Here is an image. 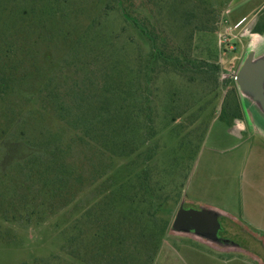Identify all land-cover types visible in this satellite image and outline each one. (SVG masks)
Listing matches in <instances>:
<instances>
[{"label": "rangeland", "instance_id": "obj_1", "mask_svg": "<svg viewBox=\"0 0 264 264\" xmlns=\"http://www.w3.org/2000/svg\"><path fill=\"white\" fill-rule=\"evenodd\" d=\"M55 1L56 5L52 6L50 0H0V89H6L8 94L0 95V142L6 149L0 162V264H78L72 258L77 253L74 250L76 240L71 239L72 226L92 207L88 194L93 188L78 195L77 199L84 200L81 205L66 204L69 198L65 196L50 201L45 196H38L37 199L29 198L28 204L30 201L34 204L24 209L20 200L19 165L12 164L20 161V153L25 152L20 138L24 141H32L34 137L40 139L42 125L51 123L43 120L41 101L35 97L53 71L56 72L61 62L69 58L78 36L92 25L107 34L120 35L122 23L129 21L120 15L119 7L108 17L101 18L109 0ZM228 1L164 0L159 15H155L165 33L174 39L187 35L192 25H200L201 7L213 9L211 26L214 31L207 27V33L197 32L193 45L201 60L206 58L205 48L213 54L211 62L219 67L220 74L217 86L202 82V75L195 69L189 72L155 69L147 80L146 93L155 115L153 135L141 152L145 156L150 148L153 150L150 174L164 184L166 191L176 188L181 196L178 203L173 200L168 203L174 211L171 219L180 205L186 209H199L191 201H183L182 197L192 180L200 151L208 147L224 149L239 140L240 129L233 128L234 125L242 126L235 122L239 120L226 123L221 119L222 104L228 99L227 90L222 86L223 79L233 77L250 42L257 38L252 29L264 20V9L240 19L237 15L241 8ZM46 6H51L48 10H52L47 12L43 9ZM228 7L232 12L226 13ZM33 8L34 14L31 13ZM182 22L187 25L183 23L182 26ZM127 32L126 35L133 34L131 29ZM124 37L120 35L113 42L114 51L119 50ZM137 50L133 45L127 50L134 69L138 67L135 62L139 56ZM125 57L120 55V60L126 62ZM139 85L145 88L143 80ZM18 118L20 122L14 124V119ZM229 129L233 136L227 135ZM7 136L19 141L3 143L2 138ZM1 155L0 147V158ZM86 161L88 172L97 163L103 166L92 150L87 151ZM77 164L82 165L81 162ZM212 181L207 180L205 190L210 189ZM219 223L225 231L221 236L229 241L228 244L214 243L192 233H174L169 229L154 264H264V235L239 220L222 217ZM83 230L81 241L86 244L87 225L84 224ZM81 254L87 258L82 249Z\"/></svg>", "mask_w": 264, "mask_h": 264}, {"label": "trees", "instance_id": "obj_2", "mask_svg": "<svg viewBox=\"0 0 264 264\" xmlns=\"http://www.w3.org/2000/svg\"><path fill=\"white\" fill-rule=\"evenodd\" d=\"M50 1L52 6L56 5L55 0ZM163 2L106 3L101 18L119 7L120 15L130 21H124L120 27L119 34L125 35L123 44L114 51L113 42L120 35L99 31L94 25L78 36L69 58L53 71L35 97L41 101L43 120L51 123L42 125L40 139L20 138L25 152L20 153V161H11L19 165L24 209L34 204L32 201L28 204L29 198L38 196H45L48 201L65 196L69 198L66 204L81 205L84 200L77 199L78 195L93 188L88 194L92 207L72 226L71 239L76 240L77 252L72 258L78 264H154L174 212L168 203L170 200L178 203L181 196L176 188L166 191L164 184L150 174L153 150L150 148L145 156L141 152L153 135L155 115L146 93L147 80L155 69L176 72L195 69L202 75V82L218 85L219 67L211 62L213 54L205 48L206 58L201 60L193 45L197 32L207 33V27L214 31L211 26L214 10L201 7L200 27L188 23L193 26L187 30L188 34L173 39L165 33L159 18H155ZM34 12L33 8L31 13ZM130 29L133 34L126 35ZM252 33L264 36V20L255 24ZM132 45L138 49L137 69L128 60L127 50ZM120 55L126 56V62L120 60ZM141 80L146 89L140 87ZM222 86L228 99L222 104L221 119L226 123L243 120L233 79L226 77ZM0 95H8L6 89H0ZM18 122L19 118L14 119V124ZM2 139L3 143L19 141L10 136ZM0 147L1 162L6 149L1 142ZM88 150L103 163L102 167L97 163L87 171ZM80 162L81 166L77 164ZM84 224L89 229L86 244L81 241ZM81 249L87 258L80 255Z\"/></svg>", "mask_w": 264, "mask_h": 264}, {"label": "crops", "instance_id": "obj_3", "mask_svg": "<svg viewBox=\"0 0 264 264\" xmlns=\"http://www.w3.org/2000/svg\"><path fill=\"white\" fill-rule=\"evenodd\" d=\"M228 3L241 8L237 15L240 19L264 9V0ZM225 11L232 12L229 7ZM235 122L242 124L233 127L240 129L238 142L224 149L208 147L200 151L182 199L199 209L215 211L221 218L242 221L264 235V139L252 132L245 119ZM227 135L233 136L230 129ZM208 179L213 180V185L205 190Z\"/></svg>", "mask_w": 264, "mask_h": 264}, {"label": "water", "instance_id": "obj_4", "mask_svg": "<svg viewBox=\"0 0 264 264\" xmlns=\"http://www.w3.org/2000/svg\"><path fill=\"white\" fill-rule=\"evenodd\" d=\"M246 50L233 83L244 119L252 132L264 139V36L256 34ZM221 215L207 209H186L180 205L172 219L174 233H192L214 243L228 244L218 236Z\"/></svg>", "mask_w": 264, "mask_h": 264}, {"label": "flooded vegetation", "instance_id": "obj_5", "mask_svg": "<svg viewBox=\"0 0 264 264\" xmlns=\"http://www.w3.org/2000/svg\"><path fill=\"white\" fill-rule=\"evenodd\" d=\"M219 225H220V223H219ZM223 232H225V231H224L223 227L221 228V226H220V229L218 230V236H219V238H221L223 240H227L226 238L221 236V233H223Z\"/></svg>", "mask_w": 264, "mask_h": 264}, {"label": "built area", "instance_id": "obj_6", "mask_svg": "<svg viewBox=\"0 0 264 264\" xmlns=\"http://www.w3.org/2000/svg\"><path fill=\"white\" fill-rule=\"evenodd\" d=\"M240 24H241V23H240ZM240 24H239V25H240Z\"/></svg>", "mask_w": 264, "mask_h": 264}]
</instances>
